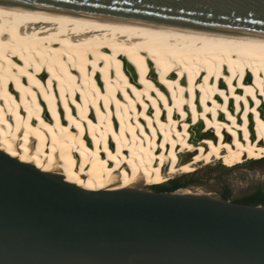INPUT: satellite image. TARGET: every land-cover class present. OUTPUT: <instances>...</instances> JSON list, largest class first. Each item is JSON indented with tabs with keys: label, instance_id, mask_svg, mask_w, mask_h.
I'll use <instances>...</instances> for the list:
<instances>
[{
	"label": "bare ground",
	"instance_id": "1",
	"mask_svg": "<svg viewBox=\"0 0 264 264\" xmlns=\"http://www.w3.org/2000/svg\"><path fill=\"white\" fill-rule=\"evenodd\" d=\"M0 150L91 191L264 159V32L0 0Z\"/></svg>",
	"mask_w": 264,
	"mask_h": 264
},
{
	"label": "water",
	"instance_id": "2",
	"mask_svg": "<svg viewBox=\"0 0 264 264\" xmlns=\"http://www.w3.org/2000/svg\"><path fill=\"white\" fill-rule=\"evenodd\" d=\"M264 32V0H8ZM0 264H264V205L85 190L0 150Z\"/></svg>",
	"mask_w": 264,
	"mask_h": 264
},
{
	"label": "rangeland",
	"instance_id": "3",
	"mask_svg": "<svg viewBox=\"0 0 264 264\" xmlns=\"http://www.w3.org/2000/svg\"><path fill=\"white\" fill-rule=\"evenodd\" d=\"M192 156L193 154L187 156L185 160L187 161ZM254 160L257 161L249 160L238 166L230 167L226 159H221L208 165L198 166L199 168L191 173H178L171 179L176 177L185 183L184 187L178 189L179 191L210 194L218 198H221L222 191L228 188L231 191L229 200L233 201L258 188L264 189V159ZM151 185L153 182L145 179L134 186L153 190Z\"/></svg>",
	"mask_w": 264,
	"mask_h": 264
},
{
	"label": "trees",
	"instance_id": "4",
	"mask_svg": "<svg viewBox=\"0 0 264 264\" xmlns=\"http://www.w3.org/2000/svg\"><path fill=\"white\" fill-rule=\"evenodd\" d=\"M253 161L256 162L257 160H253ZM184 184L185 183H182L180 179L175 177V178L169 179L165 183H162V184L153 183V185L151 186L154 191L166 192V191H174V190L180 189L185 186ZM230 195H231V191L228 188H225L222 191L221 197L223 199H230ZM233 201L240 202V203H246L250 205H264V189L258 188L255 191L245 194L239 198H236Z\"/></svg>",
	"mask_w": 264,
	"mask_h": 264
}]
</instances>
